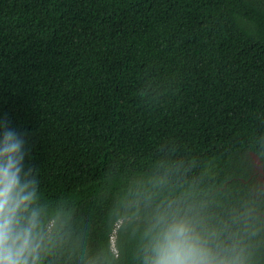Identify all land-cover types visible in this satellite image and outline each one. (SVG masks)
I'll list each match as a JSON object with an SVG mask.
<instances>
[{
  "label": "trees",
  "instance_id": "16d2710c",
  "mask_svg": "<svg viewBox=\"0 0 264 264\" xmlns=\"http://www.w3.org/2000/svg\"><path fill=\"white\" fill-rule=\"evenodd\" d=\"M0 117L95 247L118 253L114 193L166 155L264 209V0H0Z\"/></svg>",
  "mask_w": 264,
  "mask_h": 264
},
{
  "label": "clouds",
  "instance_id": "9594fccd",
  "mask_svg": "<svg viewBox=\"0 0 264 264\" xmlns=\"http://www.w3.org/2000/svg\"><path fill=\"white\" fill-rule=\"evenodd\" d=\"M27 134L0 117V264H264L259 202H225L190 161L162 156L114 193L118 253L93 246L77 188L45 197Z\"/></svg>",
  "mask_w": 264,
  "mask_h": 264
},
{
  "label": "water",
  "instance_id": "95a60500",
  "mask_svg": "<svg viewBox=\"0 0 264 264\" xmlns=\"http://www.w3.org/2000/svg\"><path fill=\"white\" fill-rule=\"evenodd\" d=\"M251 156H252L255 167L258 168V171L260 173L264 174L263 162L260 156L254 151H251Z\"/></svg>",
  "mask_w": 264,
  "mask_h": 264
},
{
  "label": "flooded vegetation",
  "instance_id": "af4514ba",
  "mask_svg": "<svg viewBox=\"0 0 264 264\" xmlns=\"http://www.w3.org/2000/svg\"><path fill=\"white\" fill-rule=\"evenodd\" d=\"M254 163V162H253ZM255 167V166H254ZM264 167V165H263ZM254 183L259 185L260 188H264V174L258 171V168H254Z\"/></svg>",
  "mask_w": 264,
  "mask_h": 264
}]
</instances>
